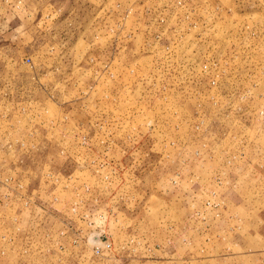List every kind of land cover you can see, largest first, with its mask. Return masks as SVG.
<instances>
[{"label": "rangeland", "instance_id": "374dc122", "mask_svg": "<svg viewBox=\"0 0 264 264\" xmlns=\"http://www.w3.org/2000/svg\"><path fill=\"white\" fill-rule=\"evenodd\" d=\"M245 153L264 0H0V264H264Z\"/></svg>", "mask_w": 264, "mask_h": 264}, {"label": "crops", "instance_id": "0c3cea01", "mask_svg": "<svg viewBox=\"0 0 264 264\" xmlns=\"http://www.w3.org/2000/svg\"><path fill=\"white\" fill-rule=\"evenodd\" d=\"M247 153V152H246ZM244 156V160L247 157L253 160V164H249L245 162V167L240 169V173L238 174V183L237 187V201L234 203L230 202V198L227 199V203L229 206H234L239 209V234H242L241 238L248 237V229L246 227L247 223H251V214L254 213V221L260 225L264 223V216L262 215L264 202V162L259 164L257 160L259 157L257 154H246ZM247 161V160H246ZM256 161V162H255ZM260 161H263L261 158ZM241 224V225H240ZM261 228V226H260ZM263 228V224H262ZM255 233V237H258Z\"/></svg>", "mask_w": 264, "mask_h": 264}]
</instances>
